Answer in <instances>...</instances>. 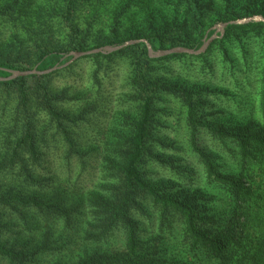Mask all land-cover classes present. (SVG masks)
Segmentation results:
<instances>
[{
    "label": "trees",
    "instance_id": "1",
    "mask_svg": "<svg viewBox=\"0 0 264 264\" xmlns=\"http://www.w3.org/2000/svg\"><path fill=\"white\" fill-rule=\"evenodd\" d=\"M24 1L1 10V46L33 25ZM116 2L66 0V47L34 50L31 68L5 58L0 77L130 39L196 50L220 22L264 17V0H152L159 27L88 46L84 11L118 22L127 10ZM125 55L138 110L105 152L93 140L108 107L100 63ZM4 91L15 93L18 136L0 149V264H264V22L229 24L197 55L150 58L139 42L0 81Z\"/></svg>",
    "mask_w": 264,
    "mask_h": 264
},
{
    "label": "rangeland",
    "instance_id": "2",
    "mask_svg": "<svg viewBox=\"0 0 264 264\" xmlns=\"http://www.w3.org/2000/svg\"><path fill=\"white\" fill-rule=\"evenodd\" d=\"M9 1L10 0H0V21L7 20V16L2 15L1 10L3 7L11 4ZM116 1V4L121 9L124 8L127 10V14L118 22L107 19L97 21V17L91 19L90 22L88 16L91 11H84L85 15L80 23L82 21H86L87 23L83 25L81 36L89 43L88 46H92L96 43L95 41L99 42L100 39H105L112 35L122 37L133 29L143 33L161 25V17L158 12L154 10V7L157 5L154 6L152 0ZM65 2L66 0H25L24 3H22V7L25 8L26 12L24 16L32 20L33 25L28 23L29 27H24L26 38L22 42L18 40L21 38V35H16L17 38H15L14 41L17 40V43L12 46V49H10L11 47L9 45L1 46V43H6V39L4 41L0 39V61L5 58L13 60L18 56L20 57L21 64L29 68L31 66L30 62L33 61L34 50L41 47L48 49L65 48L68 38L62 19ZM117 5L113 6L114 9H117ZM1 34L2 33H0V35ZM7 35L9 36L8 38H10L12 34L6 31L4 36ZM11 40L10 38V41ZM77 59L67 65L72 64ZM67 61L58 65H62ZM100 64V83L104 89L102 95L107 97L106 99L108 100L105 101V104L103 99L102 105L108 107L105 120H103V124L99 128L98 135L92 138L95 140L94 144L100 145L103 151L108 152L107 149H112V143L118 139L122 133L126 131L129 132L131 127L130 124L136 118L138 104L130 91V80L133 73L131 55H125L119 58L116 57L111 61L102 60ZM170 67L173 71H179L181 69V66L177 63H171ZM82 71L86 73L87 69L84 67L82 69L80 67L77 68L78 76L81 78L83 77ZM107 76L108 78H106ZM56 78L58 82H61L63 79L61 76H57ZM65 78L67 79V77ZM75 88H77V86H75ZM109 100H111V102ZM15 104L16 97L14 92L4 91L0 93V149H7L10 141L18 136V134H15L12 138H9L11 136V128L14 124L13 120L15 115H17L15 113ZM116 104H118V106ZM5 107H9V110L5 111ZM179 119L180 116L176 114V111H174L173 115L169 118V124L172 126L168 134L170 138H172L171 136L175 128V123ZM155 128L157 129V125H155ZM164 148L166 149L167 146Z\"/></svg>",
    "mask_w": 264,
    "mask_h": 264
},
{
    "label": "water",
    "instance_id": "3",
    "mask_svg": "<svg viewBox=\"0 0 264 264\" xmlns=\"http://www.w3.org/2000/svg\"><path fill=\"white\" fill-rule=\"evenodd\" d=\"M259 21L264 22V17H262L261 15H252V16L237 18L234 20H229L226 22H220L214 26V28H215L214 33L207 38L205 37L202 45L196 50H194L192 48L183 47V46H175V47H171V48H167V49L153 50L150 43L144 38L143 39H130V40L124 41L123 43L117 44V45H105V46L96 47V48H92V49L85 50V51H72V52H70L71 58L66 63H64L62 65L57 64V65H55L49 69H46V70L37 71L35 68H32L30 70H23V71H21V70H10L9 75L7 77H2V78L0 77V81L11 80V79H14L18 76H27L30 74H46V73L55 71V70H57L63 66H66L67 64L71 63L73 60L80 58V57H83L85 55L96 54V53L107 54V53H111V52L121 50L122 48H124L126 46L136 44L139 42H143L146 45L147 54L150 58L163 57V56H167V55L172 54V53H186V54L197 55V54L204 52L206 50V48L208 47V45L211 43V41H213L217 37H221L223 35L224 28L227 25H229V24H246L249 22H259Z\"/></svg>",
    "mask_w": 264,
    "mask_h": 264
}]
</instances>
